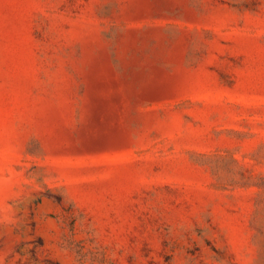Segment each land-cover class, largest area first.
Returning <instances> with one entry per match:
<instances>
[{
  "label": "rangeland",
  "instance_id": "374dc122",
  "mask_svg": "<svg viewBox=\"0 0 264 264\" xmlns=\"http://www.w3.org/2000/svg\"><path fill=\"white\" fill-rule=\"evenodd\" d=\"M0 264H264V0H0Z\"/></svg>",
  "mask_w": 264,
  "mask_h": 264
}]
</instances>
